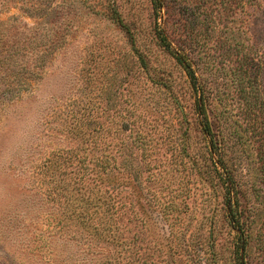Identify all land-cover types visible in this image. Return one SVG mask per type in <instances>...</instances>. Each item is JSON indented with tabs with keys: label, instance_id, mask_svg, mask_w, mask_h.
Returning a JSON list of instances; mask_svg holds the SVG:
<instances>
[{
	"label": "rangeland",
	"instance_id": "374dc122",
	"mask_svg": "<svg viewBox=\"0 0 264 264\" xmlns=\"http://www.w3.org/2000/svg\"><path fill=\"white\" fill-rule=\"evenodd\" d=\"M168 1L155 16L149 0H0V93L15 95L0 110L48 97L28 148L0 162V264H238L200 95L243 260L264 264V0ZM156 28L196 58V92Z\"/></svg>",
	"mask_w": 264,
	"mask_h": 264
},
{
	"label": "trees",
	"instance_id": "16d2710c",
	"mask_svg": "<svg viewBox=\"0 0 264 264\" xmlns=\"http://www.w3.org/2000/svg\"><path fill=\"white\" fill-rule=\"evenodd\" d=\"M242 1L244 4H247V3H252L255 0H242ZM149 2L151 4V8L155 16L160 15L163 10L167 13V15L174 14V10L169 5L168 0H149ZM117 23L120 24V21H118ZM155 37L159 43V46L166 53H168L176 61V63L182 68V70L186 73L187 77L191 81L193 90H195L196 92L197 80L195 77V67L197 66V60L193 56L191 51H187L185 49L187 45H180L179 51H175L165 31L159 28L155 29ZM11 56H13L12 51H8L6 53L5 59ZM44 58H45V54L41 56L39 61L43 62ZM27 73L30 74L31 78H33L34 76H38L37 73H33L34 76H32L31 71H28ZM30 77L27 76L26 78L30 80ZM27 82L28 81L24 80V83H27ZM21 84L23 85V83H21L20 81V85ZM0 95H2L3 98H14L15 97V95L12 93L9 87H6V89H4V91L0 93ZM204 101L205 99L203 98V95L202 96L200 95L196 99V110L200 118L201 131L203 135L207 137L208 139V153H209L211 160L214 163V166L226 172L227 182L229 184L226 187V202H225L226 216H227L229 226L239 238V248L238 249H239V261L240 262L238 264H247L245 262V259L243 260V256H244L243 252H245L247 239L245 237V232H246L245 226L246 225H245V222L241 221V215H240L241 212L239 211V200H238L239 191L237 189V185L235 184L232 173L229 172V169L225 164L222 140L218 139L216 135L213 133L211 124L208 121ZM129 220H131L130 217H129ZM59 228H60L59 232L64 231L66 228V224H64L63 226L60 225Z\"/></svg>",
	"mask_w": 264,
	"mask_h": 264
},
{
	"label": "clouds",
	"instance_id": "9594fccd",
	"mask_svg": "<svg viewBox=\"0 0 264 264\" xmlns=\"http://www.w3.org/2000/svg\"><path fill=\"white\" fill-rule=\"evenodd\" d=\"M48 103L45 94L37 93L30 105L21 99L14 108L0 110V136H7V145L0 149V162L24 152L41 126Z\"/></svg>",
	"mask_w": 264,
	"mask_h": 264
}]
</instances>
